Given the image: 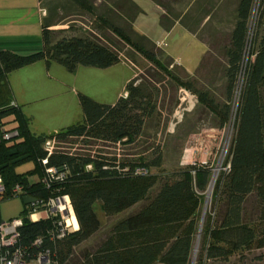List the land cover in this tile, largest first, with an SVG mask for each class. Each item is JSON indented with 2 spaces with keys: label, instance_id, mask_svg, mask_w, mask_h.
Instances as JSON below:
<instances>
[{
  "label": "trees",
  "instance_id": "1",
  "mask_svg": "<svg viewBox=\"0 0 264 264\" xmlns=\"http://www.w3.org/2000/svg\"><path fill=\"white\" fill-rule=\"evenodd\" d=\"M72 1L81 8L91 9L88 0ZM254 1L238 2L237 21L227 52L228 97H231L242 67L247 23ZM45 28L42 30L41 51L29 55L0 52V121L12 115V121L16 122L12 128L18 131V135L10 140L0 138V175L6 186L0 199L15 197L11 190L17 184L26 193V196L18 195L23 198V209L16 216L23 218V225L19 227L23 241L44 236L53 227L54 220L49 217L30 221L27 201L66 193L71 199L78 229L56 240L53 245L49 244L56 251L58 264H191L199 229V211L211 178L210 166L188 165L166 173L158 190L150 195L154 177L135 174L134 164L128 167L101 157L59 152L48 156L46 164L42 163L47 157L43 148L47 138L65 142L87 135L111 142L131 143L139 135L144 119L153 111L150 102L139 96L138 87L127 83L126 94L113 105L79 94L82 117L77 122L48 135L33 133L29 118L12 100L8 77L13 70L41 59L55 61L68 70L77 65L106 68L120 62L118 53L89 38L64 37L49 46ZM111 28L137 52L164 69L149 50L123 34L121 27L111 25ZM242 81L235 133L226 161L229 169L221 170L215 181L195 264H264L262 254H253L264 249V112L261 105L264 48L248 55ZM179 85L192 90L190 83L180 82ZM199 99L213 113H221L205 95ZM29 162L33 163L30 169L16 171L17 166ZM160 163V155H157L140 167L148 173L150 167H159ZM63 165L69 169L66 179L45 188L39 181L45 169ZM87 165H92L91 169H86ZM31 176L36 179L31 181ZM97 202H101L106 217L118 215L137 204L140 206L117 220L94 246L80 249L100 230V221L94 211Z\"/></svg>",
  "mask_w": 264,
  "mask_h": 264
},
{
  "label": "rangeland",
  "instance_id": "2",
  "mask_svg": "<svg viewBox=\"0 0 264 264\" xmlns=\"http://www.w3.org/2000/svg\"><path fill=\"white\" fill-rule=\"evenodd\" d=\"M121 1L88 0L91 5L89 10L77 6L72 0H59L62 13L57 14L53 11L54 7L51 8L49 19L52 20L53 25L50 24L48 25L50 28H45L48 32L49 46H53L64 37L89 38L118 53L120 62L106 68L77 65L75 69L68 70L62 66L63 76L53 75V78H58L59 82L63 83L57 84V90L50 97H36L37 99H33L29 106L38 108L47 105L55 95L68 92L61 99L54 100V105L49 106L57 109H61L62 106L73 108L75 96L69 93L72 88L96 102L110 104L109 100L118 98V93L126 94L125 80L134 75L128 83L138 87L139 96L150 102L153 111L144 119L139 135L131 143L111 142L101 137L86 135L60 142L55 151L76 156L101 157L110 163H124L128 167L132 164L136 167L143 166L144 163L160 155L159 167H150L144 176L154 177L150 195L158 190L166 173L188 165L210 166L211 178L199 211V229L191 261V264H195L201 243L202 227L210 211L214 184L220 171L224 170L235 133L239 98L235 99L234 87L231 97H228L225 76L230 35L211 36L203 31L200 37L207 44L208 50L201 55V45L193 33L185 31L179 23L171 24L168 20L165 22L166 26H163L160 14L156 11L148 10L146 15L141 14L132 27H121L126 19H133L136 12L130 0H126V3ZM49 5L51 6L50 3ZM111 25L121 27L123 34L132 42L149 50L167 71L149 61L117 36ZM247 29L242 68L235 80V82L239 80V85L243 82V71L248 55L264 48V0L254 1ZM143 34L150 40H145ZM180 82L190 83L192 90L179 85ZM105 86L111 90L109 95L104 89ZM102 92L105 96L101 97L103 101H100L98 99ZM202 95H205L206 100L214 102L221 115L213 113L210 107L200 101L199 96ZM77 99L79 100V97ZM261 105L264 112V93H262ZM75 106L76 113L69 123H47L35 116L30 118V130L37 134L48 135L54 130L77 122L80 117L79 111L81 113L82 109L80 102ZM12 119L13 116L9 114L4 119L5 122L2 121L6 127H14L16 122ZM31 166H33L31 162L24 163L17 170L23 172ZM214 177V183L209 191ZM139 206L140 204H137L118 215L106 217L101 202L95 203L94 211L100 221V230L84 242L80 249L94 246L117 220L137 210ZM22 209L23 198L20 196L0 199V218L3 220L20 215ZM257 253L264 257V249L253 252V254Z\"/></svg>",
  "mask_w": 264,
  "mask_h": 264
},
{
  "label": "crops",
  "instance_id": "3",
  "mask_svg": "<svg viewBox=\"0 0 264 264\" xmlns=\"http://www.w3.org/2000/svg\"><path fill=\"white\" fill-rule=\"evenodd\" d=\"M58 1L0 0V52L8 51L18 55H29L41 51L43 49L42 30L52 24V20L49 19L51 8L54 7L53 11L57 14L62 13ZM121 2L126 3V0ZM238 2L239 0H138L137 2L130 0V4L136 11L135 16L133 19H126L121 27H132L141 14L146 15L148 10L156 11L160 14V21L163 26H166L165 22L168 20L171 24L179 23L185 31L193 33L201 45L202 51L200 53L203 55L208 50L207 44L200 37L203 31L211 36L231 35L237 21ZM116 5L118 4L116 3ZM42 10L45 11V15H42ZM201 29L202 31H200ZM142 37L145 40H150L145 34ZM53 75H56L55 77L63 76V67L55 61L47 62L45 59L15 69L9 74L8 81L12 100L29 120L36 116L47 123L67 124L72 121L71 119L76 113L75 105L79 104L77 99L79 92L73 88L69 91L75 96L73 108L62 106L61 109H57V107L49 106L54 105V100L61 99L68 92L55 95L52 101L47 102V105H41L38 108L29 106L33 99H37L36 97H50L57 90V84L63 83L62 81L59 82L58 78H53ZM133 76L125 80V84ZM104 89L108 91L109 95L111 90H108L107 86ZM104 96L105 93L102 92L98 100L103 101L101 99ZM120 96L121 93H118L117 97ZM118 98L109 100L110 105H113ZM79 114L80 119L82 112L79 111ZM56 131L54 130V132ZM18 168L20 166L16 167V171L20 172L17 170ZM30 179L32 181L36 178L31 176Z\"/></svg>",
  "mask_w": 264,
  "mask_h": 264
},
{
  "label": "built area",
  "instance_id": "4",
  "mask_svg": "<svg viewBox=\"0 0 264 264\" xmlns=\"http://www.w3.org/2000/svg\"><path fill=\"white\" fill-rule=\"evenodd\" d=\"M42 15L45 11L42 10ZM242 68V67H241ZM235 82V99L240 98L242 87ZM240 86V88L238 87ZM237 100V105H238ZM14 104V103H12ZM18 135L16 128L6 127L0 121V138L10 140ZM60 142L56 138H47L43 143L46 156L42 163H47V158L56 152ZM92 165H87L86 169H91ZM229 169V164L225 165L224 170ZM69 173V169L62 167H47L45 173L39 179L45 188H51L55 184L63 182ZM134 173L137 175L147 174L143 167H136ZM6 190L3 178L0 175V193ZM26 196L20 185H15L11 190L12 196ZM25 194V195H24ZM28 199V198H26ZM27 218L34 222L49 217H53V227L44 236H38L24 242L20 236L19 227L23 225L22 217H13L8 220L0 221V264H58L56 251L49 245L56 243V240L64 238L68 233L78 229V222L74 213L71 199L66 193L51 194L46 198L29 199L26 205Z\"/></svg>",
  "mask_w": 264,
  "mask_h": 264
},
{
  "label": "bare ground",
  "instance_id": "5",
  "mask_svg": "<svg viewBox=\"0 0 264 264\" xmlns=\"http://www.w3.org/2000/svg\"><path fill=\"white\" fill-rule=\"evenodd\" d=\"M214 180H215V177L213 178V180H212V182H211V185H210L209 191L211 190V187H212V185H213Z\"/></svg>",
  "mask_w": 264,
  "mask_h": 264
}]
</instances>
